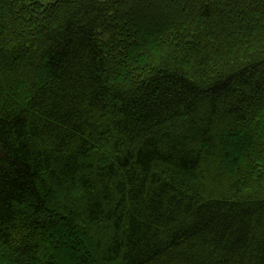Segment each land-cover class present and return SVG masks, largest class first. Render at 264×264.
Segmentation results:
<instances>
[{"label":"trees","instance_id":"16d2710c","mask_svg":"<svg viewBox=\"0 0 264 264\" xmlns=\"http://www.w3.org/2000/svg\"><path fill=\"white\" fill-rule=\"evenodd\" d=\"M0 264H264V0H0Z\"/></svg>","mask_w":264,"mask_h":264},{"label":"rangeland","instance_id":"374dc122","mask_svg":"<svg viewBox=\"0 0 264 264\" xmlns=\"http://www.w3.org/2000/svg\"><path fill=\"white\" fill-rule=\"evenodd\" d=\"M48 2H50V1H53V0H47Z\"/></svg>","mask_w":264,"mask_h":264}]
</instances>
